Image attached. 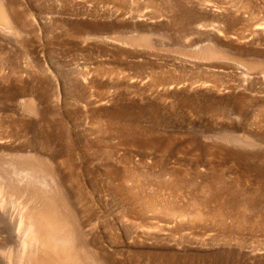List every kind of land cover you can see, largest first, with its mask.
Wrapping results in <instances>:
<instances>
[{
  "label": "rangeland",
  "instance_id": "1",
  "mask_svg": "<svg viewBox=\"0 0 264 264\" xmlns=\"http://www.w3.org/2000/svg\"><path fill=\"white\" fill-rule=\"evenodd\" d=\"M42 224L74 264H264V0H0V264Z\"/></svg>",
  "mask_w": 264,
  "mask_h": 264
},
{
  "label": "bare ground",
  "instance_id": "2",
  "mask_svg": "<svg viewBox=\"0 0 264 264\" xmlns=\"http://www.w3.org/2000/svg\"><path fill=\"white\" fill-rule=\"evenodd\" d=\"M28 229L30 230V227ZM41 229L44 231L42 243L44 255L47 258L43 264H74L71 259H69L70 256L68 252H64L66 247L63 246V242L61 240V236H63L61 228H58L57 225L48 227L45 224H42ZM56 240L57 243L55 244ZM52 245H54V247Z\"/></svg>",
  "mask_w": 264,
  "mask_h": 264
}]
</instances>
